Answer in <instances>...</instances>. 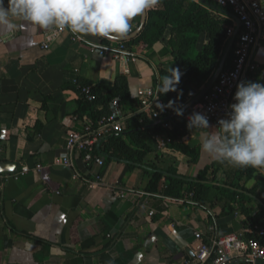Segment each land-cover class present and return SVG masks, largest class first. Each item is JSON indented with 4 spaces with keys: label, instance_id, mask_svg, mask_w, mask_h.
<instances>
[{
    "label": "crops",
    "instance_id": "1",
    "mask_svg": "<svg viewBox=\"0 0 264 264\" xmlns=\"http://www.w3.org/2000/svg\"><path fill=\"white\" fill-rule=\"evenodd\" d=\"M141 20L142 15L133 19L136 30ZM14 22L11 32L0 28V163L14 165L0 174V264H195L196 231L205 238L244 232L245 216L226 214L222 202L198 203L187 190L166 195L165 177L156 190L148 189L153 167L174 168L170 175L189 181L205 167L219 168V180L246 168L213 161L201 150L208 129L183 124V133L171 136L173 126L164 123L142 164L104 154L102 166L87 167L77 155L73 168L59 162L67 154V130L85 125L79 116L80 81L112 83L123 75L131 97L139 99L143 90L157 87L159 68L176 67L168 51L170 26L152 45L140 41L127 47L131 59L121 63L100 52L121 39ZM208 40L206 32L198 34L196 50ZM254 55L258 68L245 81L264 84V43ZM164 137L172 141L158 149L156 139ZM174 143L197 151L196 159ZM23 166L28 171L21 173ZM74 170L100 179L90 187L72 177ZM257 183L254 211L264 209V169H255L246 186Z\"/></svg>",
    "mask_w": 264,
    "mask_h": 264
},
{
    "label": "trees",
    "instance_id": "2",
    "mask_svg": "<svg viewBox=\"0 0 264 264\" xmlns=\"http://www.w3.org/2000/svg\"><path fill=\"white\" fill-rule=\"evenodd\" d=\"M146 19L139 32H134L121 41L126 47H132L137 42L152 45L158 41L167 26H170V38L168 51L183 73L177 91H169L166 94H158L159 100L167 104L174 100V107H183L191 98L190 93L198 91L210 78L222 56L228 42V29L234 26V19L224 12L205 6L198 0H159L152 9L146 10ZM206 32L209 35L208 42L201 50H196L195 42L198 34ZM232 49L229 52L224 69L232 65ZM167 71L158 69L154 77V85L159 83L158 74L163 75ZM83 87H88L86 93ZM82 106L79 116L86 124L94 125L102 116L112 112L111 102L118 100L121 109L125 111L126 118L121 133H113L101 142L100 151L109 158L128 162L130 165L142 164L145 156L151 150L149 141L158 137L163 131V124L170 123L173 131L171 136L181 135L183 120L176 115L167 117L164 122L154 123L145 111L140 110L139 99L131 97L127 79L118 75L112 83L96 82L93 85L89 81H80L77 88ZM182 92V95H181ZM128 115V117H127ZM179 148L192 160L197 157V151L181 143L171 144ZM155 168L151 174L149 190H156L162 178H167L169 184L164 193L169 196H181L187 192L198 203L222 202L223 211L226 214L240 213L245 216V236H255L254 226L258 223L264 209L254 211L252 202L254 197H259L258 184L246 186L255 169L246 167L238 173L229 175L223 180L217 179L219 168L205 167L200 170L192 180L177 178L170 174H176L174 168L167 167L164 170ZM242 176L245 177L240 182ZM213 181H221L223 185L213 184ZM187 187V189H186Z\"/></svg>",
    "mask_w": 264,
    "mask_h": 264
},
{
    "label": "built area",
    "instance_id": "3",
    "mask_svg": "<svg viewBox=\"0 0 264 264\" xmlns=\"http://www.w3.org/2000/svg\"><path fill=\"white\" fill-rule=\"evenodd\" d=\"M216 6L229 10L234 14L240 23L236 33L232 49V65L223 69L212 86L202 99L193 103L183 110V115H176L171 108L161 110L158 104H163L156 95L157 87L143 90L139 97L140 110L145 111L152 120H165L167 117L179 116L185 126L188 116L193 112H202L207 115L209 124L217 123L219 118L226 117L229 105L233 102V95L236 85L245 81L258 68L255 58V49L264 43V0H209ZM135 30L126 35H131ZM234 32V26L228 29L229 38ZM124 36V37H126ZM123 38V37H122ZM100 52L107 54L116 61L126 63L131 59V52L119 41L115 46H101ZM82 92L86 93L88 100L92 99L87 95L88 87H83ZM190 93L191 98L197 93ZM190 98V99H191ZM189 99V100H190ZM188 100V101H189ZM112 112L99 118L94 125L86 124L83 129H70L66 132L67 154L59 162L67 167H74L73 156L82 157L87 167L94 164L102 166L105 162L104 155L98 148L101 140L113 133H121L126 115L122 112L118 100L111 102ZM172 141L171 138L156 139L158 149L165 147ZM37 169L41 165H36ZM28 171L26 166L21 168V173ZM73 178L83 179L90 187H94L100 179L96 176L94 180L82 177L79 172L73 171ZM122 195V192H120ZM192 195L189 193V196ZM255 236L246 237L245 229L240 234L229 233L225 235L216 234L205 238L199 231L195 232L199 245L194 254L195 264H264V212L254 226Z\"/></svg>",
    "mask_w": 264,
    "mask_h": 264
},
{
    "label": "clouds",
    "instance_id": "4",
    "mask_svg": "<svg viewBox=\"0 0 264 264\" xmlns=\"http://www.w3.org/2000/svg\"><path fill=\"white\" fill-rule=\"evenodd\" d=\"M158 3L159 0H7L5 6V0H0V28L11 32L16 27L14 21L19 19L39 29L55 26L76 34L119 39L131 31L135 17ZM182 74L178 67L158 74L156 95L177 91ZM175 103L169 100L157 107L171 108L176 115H183ZM228 107L226 117L219 118L215 126L209 124L206 114L193 112L186 127L209 130L200 147L211 160L264 169V84L240 81Z\"/></svg>",
    "mask_w": 264,
    "mask_h": 264
},
{
    "label": "water",
    "instance_id": "5",
    "mask_svg": "<svg viewBox=\"0 0 264 264\" xmlns=\"http://www.w3.org/2000/svg\"><path fill=\"white\" fill-rule=\"evenodd\" d=\"M198 1L207 7L218 10L220 12H224L227 15L231 16L235 21V26H234V32H233L232 36L228 39V42H227V44L223 50L220 61H219L218 65L216 66L215 70L213 71L212 75L210 76L208 81L204 84V86H202L201 89L195 94V96H193L188 102H186V104L182 107V110L188 108L193 103L202 99L203 96L212 88V86L214 85V83L216 82V80L218 78L219 73L224 69L226 58H227L229 52L231 51V47H232V44L234 43L236 33L238 32L239 27H240V23H239L238 18L234 14H232L229 10L220 8V7L216 6L215 4H213L212 2H210L209 0H198ZM145 19H146V12H144V14H142V20H141L140 26L137 28L135 33L139 32V30L141 29L142 25L145 22ZM119 39H122V38H119ZM161 121H163V120H160L158 122H161ZM158 122H156V123H158ZM110 136L103 138L101 140V142ZM99 146H100V143L98 144V148H99ZM104 155L107 156L106 154H104ZM13 170H14L13 164H11V163H0V174L12 172ZM217 184H219V183H217ZM258 201L260 202V200H258Z\"/></svg>",
    "mask_w": 264,
    "mask_h": 264
}]
</instances>
